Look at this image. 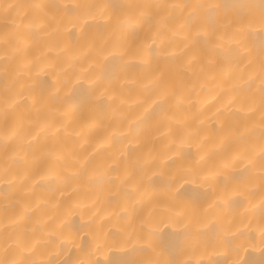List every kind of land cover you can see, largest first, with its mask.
<instances>
[{"label": "snow or ice", "instance_id": "6c2138e0", "mask_svg": "<svg viewBox=\"0 0 264 264\" xmlns=\"http://www.w3.org/2000/svg\"><path fill=\"white\" fill-rule=\"evenodd\" d=\"M111 6L102 3L82 2L71 5L52 4H7L4 6L2 27H0V63L7 64L12 59L21 56L36 41L46 37L55 36L59 31L57 16L48 9L70 10L78 14L84 21V27H88V21L92 20L100 28L111 24ZM130 8L138 9V13L126 15L118 19L116 29L112 36L102 43L90 46L89 54L83 58L74 59L66 68L55 70L57 86L47 97L33 95L28 73L34 69H40L39 65L29 60L10 78L0 79V119L4 121V127L0 128V148L4 151V162L0 166L3 177L9 179L11 184L16 181L22 189L29 190L28 181L31 173L47 175L50 180L63 186V191H77V181L88 175L89 171L94 176H88V182L101 181L104 176L99 164H93V158L98 153H104L108 172H117V176L109 178L110 183L119 180L120 187L125 189V195L137 193L141 199L134 201L142 203L145 179L149 182L159 181L169 189L177 179H191L200 184H211L213 181H222L221 191L217 192L216 199L208 208L196 209L171 201L163 206L153 205L148 208L146 214L137 218L139 227L131 230L124 229V238L120 243L130 245L136 258L130 259L125 264H215L211 259V253L205 245L202 237L205 232L217 229L219 218L214 209L225 210L232 205L234 197L243 195V191L235 189L231 196H227L230 180L237 178L234 175L236 165H241L247 172L252 167H258L259 179L264 185V0H198L196 3H172L130 5ZM39 8L42 11L31 14L24 13L23 9ZM156 8L163 15L154 18L146 9ZM16 12V16L12 13ZM17 18L19 23H17ZM168 21H173L177 26L172 32L171 39L175 40L180 35L181 42L178 50L169 52L170 43H165ZM145 23L149 28L155 27L156 38L161 40L162 52L165 60L175 62L174 67L160 68L157 66L140 81L138 88L142 94L134 103L141 111L135 117L129 118L122 110L125 103L122 92L112 86L117 77L116 69L126 72L134 66L133 58L139 54V49L129 43L125 33L133 37V41L144 29ZM259 28V32L254 29ZM15 29V31H12ZM260 36L258 44V59L254 58L252 51L246 46L247 38ZM86 59V64L81 63ZM258 64V68H257ZM243 65L248 75L241 84L234 85V91L241 88L251 89L258 83L260 100L258 108L248 106L250 117L259 112L258 121L245 124L244 131L236 129L238 139L246 143L254 144L259 148L254 152L253 147L244 150L227 151V144L221 140L214 150L217 158L200 156L188 166H180L176 174L165 172L162 166H153L151 159L143 160L137 157L132 169L128 168L129 154L134 152L133 141L139 145L138 139L141 127L159 128L165 121V131L160 135H166L174 126L176 136L171 141L172 145L183 143L198 135L183 118L176 116V111L185 103L192 104L190 99L193 93L207 88L218 78L227 74L228 68H240ZM194 78L195 82L190 83ZM126 79V77L124 78ZM197 84L199 87L197 88ZM128 85H122L126 87ZM86 89L87 103L90 112L87 116H81L75 112V95L78 90ZM188 93V96L185 95ZM252 100V97L248 98ZM234 97L230 103L235 104ZM113 104L111 121L106 123L96 114V109ZM22 106L25 110L19 111L16 121L8 123L10 114L17 113ZM219 111V110H218ZM93 132L102 133L91 151L81 159L78 149L89 143ZM127 140L124 149L113 151L115 143ZM51 142V147L49 143ZM13 145L12 155L9 157V146ZM25 149L32 150L33 162L30 169L23 174L13 175L8 166L11 163H19L25 159L21 153ZM151 153H149V156ZM170 159V158H169ZM124 163L121 170L119 162ZM258 161V165L256 164ZM151 173V175H149ZM20 201L16 200L15 204ZM82 206L76 205L69 208L68 212L79 210ZM261 214V243L264 244V194L259 204ZM167 224L176 229L173 235L183 250L189 255L186 260L174 258L165 259L164 247L159 243V225ZM7 232V228L4 229ZM27 230H22L15 237L8 236L5 243L11 241L18 250V257L5 255L0 259V264H61L53 259L54 253L49 252L47 260L32 258L35 256L38 242L33 243L27 239ZM235 238V233L231 235ZM229 242V236L225 235L218 240V244ZM106 241L97 237V250ZM8 247L5 248L7 253ZM58 255L59 253H55ZM192 256H199L193 260ZM209 259L205 260L204 257ZM64 264H70L65 261ZM90 264H97L90 261ZM107 264V262H106ZM236 264V261H233Z\"/></svg>", "mask_w": 264, "mask_h": 264}, {"label": "bare ground", "instance_id": "6f19581e", "mask_svg": "<svg viewBox=\"0 0 264 264\" xmlns=\"http://www.w3.org/2000/svg\"><path fill=\"white\" fill-rule=\"evenodd\" d=\"M102 3L115 7H110L112 13L111 24L100 28L95 21L89 20L88 27H84V21L78 14H73L70 10L48 9L57 16L59 31L55 36L40 39L32 44L21 56L12 59L7 64L0 63V79L10 78L18 70L23 68L29 60L39 65L41 71L34 69L28 73L29 82L32 86L33 95L47 97L51 93L57 81L53 69L66 68L74 59L83 58L89 54L90 46L102 43L109 39L112 34L118 31L115 27L118 19H123L126 15L138 9L130 8V5H150V4H172V3H196L198 0H0V27H2L4 6L7 4H36L52 5L76 3ZM259 0H257V3ZM24 13L35 14L42 9H23ZM154 18L163 13L156 9H146ZM16 16V12L12 13ZM17 23L19 19L17 18ZM173 21H168L167 35L164 37L165 43H170L168 51L174 52L181 46V36L177 35L175 40L171 39L172 32L176 30ZM15 31V29H12ZM155 27L149 28L145 23L144 29L133 41V37L127 33L129 43L139 49V54L133 58L134 66L126 72L116 69L117 77L112 81V86L122 92L125 103L121 106L124 113L129 117H135L141 111L140 107L134 103L142 94L138 85L153 69L174 67L175 62L165 60L162 52L161 40L156 38ZM254 31L259 32L257 27ZM260 36L256 35L245 40L246 46L252 51L254 58L258 59V44ZM81 63L86 64V59H81ZM258 68V64H257ZM227 74L218 78L214 83L209 84L206 89L200 90L198 94L189 96L194 99V103H185L183 107L176 111V116L183 118L186 123L198 132V135L183 143L172 145L171 141L177 134L173 126L166 135H160L165 131L162 124L159 128L143 125L138 137L140 143L133 141L134 152L129 154L128 168L132 169L133 162L137 157L143 160L151 159L153 166H162L165 172H172L174 175L180 166H188L200 156H208L216 159L214 150L221 140L227 144L228 140L233 143L227 145V151L244 150L246 147H253L254 152L259 148L254 144L246 143L238 139L239 128L243 132L245 124H252L258 121L259 112L256 111L254 117H250L248 106L258 108L260 94L257 84L251 89L241 88L239 92L234 91V85L241 84L247 78L248 73L240 68H228ZM6 72V77H5ZM126 77V79H124ZM195 82L194 78L190 83ZM128 85L122 87V85ZM199 85L197 84V88ZM2 91V88H0ZM188 96V93L185 92ZM236 97L237 101L233 105L230 101ZM252 97V100L248 98ZM114 105L109 103L106 107L96 109V114L106 123L111 121ZM25 110L22 106L17 113L10 114L8 123L16 121L19 111ZM219 110V111H218ZM75 112L81 116H87L90 112L87 103L86 89H80L75 95ZM4 127V121L0 119V128ZM102 133L93 132L90 135L89 143L79 148L81 159L91 151ZM49 147L51 142L49 141ZM128 141L115 143L112 150L119 152L124 149ZM13 145L9 146V157L12 155ZM149 153L151 155L149 156ZM24 160L19 163H11L9 168L13 175L20 172L23 174L30 169L33 162L32 150L25 149ZM170 158V159H169ZM4 151L0 148V166L4 162ZM104 153H98L93 158V167L99 164L102 168L103 180H93L88 182V176L95 174L89 171L84 179L77 181V191H63V186L58 182L50 180L47 175H37L31 173L28 181L29 190L27 193L19 187L16 181L9 183V179L3 177L0 172V259L5 255L18 257V250L11 241L5 243L8 236L15 237L22 230H27V239L33 243L38 242L35 256L38 260H47L49 252L54 253L53 259L64 264H90L95 261L97 264H125L126 261L136 258L129 251L130 245L120 243L124 238V229L131 230L132 227H139L137 218L146 214L148 208L153 205L163 206L171 201H175L189 208H208L216 199L217 192L221 191L222 181H213L211 184H200L191 179H177L169 189L159 181L149 182L145 179L142 203L136 204L134 201L141 199L139 194L131 193L125 195V189L120 187L119 180L110 183L109 178L117 176V172H108ZM258 161L256 164L258 165ZM121 170L124 163L119 162ZM234 175L237 177L230 180L227 196L232 195V191L239 189L243 195L234 197V203L225 210L214 209L219 224L217 229L205 232L202 237L205 245L211 253V259L215 264H264V244L261 243V214L259 204L264 194V185L259 179L258 167H252L247 172L243 166L236 165ZM151 175V173H149ZM19 200V204L15 201ZM81 205L79 210L68 212L69 208ZM7 228V232L4 229ZM176 229L167 224L159 225V243L163 245V256L165 259L174 258L186 260L189 255L185 253L182 245L178 243L173 235ZM235 233V238L231 235ZM229 236V242L224 245L218 244V240ZM106 241L97 250V237ZM8 247L7 253L5 248ZM55 253H59L56 255ZM193 260L199 256H192ZM209 259L208 256L204 257Z\"/></svg>", "mask_w": 264, "mask_h": 264}]
</instances>
